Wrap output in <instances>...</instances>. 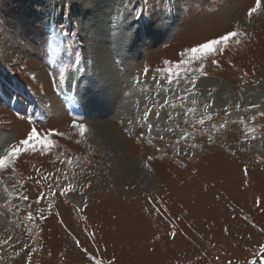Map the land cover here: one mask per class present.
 Here are the masks:
<instances>
[{"label":"rangeland","instance_id":"obj_1","mask_svg":"<svg viewBox=\"0 0 264 264\" xmlns=\"http://www.w3.org/2000/svg\"><path fill=\"white\" fill-rule=\"evenodd\" d=\"M254 4L0 0V155L30 127L71 135L55 138L59 147L51 155L24 154L16 177L0 173L5 182L0 185V240L11 234L18 237L17 250L25 242L37 248L33 264H89L73 236L104 264L109 259L116 264H249L258 259L264 246V211L255 205L257 197L264 201V11L247 19ZM137 7L144 15L134 18L127 10ZM237 24L248 33L245 43L232 46L221 69L207 68L206 77L192 73L197 84L194 93L185 95L191 66L181 61V50ZM55 30L65 35L64 47L56 44ZM173 93L186 99L173 98ZM198 94L215 104L213 110L191 105ZM227 102L225 111L226 106L216 107ZM189 108L196 112L185 116ZM201 116L203 125L196 122ZM73 119L90 129L80 144L69 127ZM174 147L182 149L180 156ZM157 148L167 156L161 159ZM57 152L79 161L74 159L70 168L55 161ZM33 166L45 174L71 176L74 170L75 194L86 198V211L76 212L64 196L35 204L47 188L35 183L39 177ZM16 180L22 189L11 186ZM149 196L161 198L158 206L168 209L164 216L143 211L150 207ZM29 211L36 219L21 224ZM173 223L175 240L168 236ZM92 233L95 240L88 238ZM11 252L0 248L5 256Z\"/></svg>","mask_w":264,"mask_h":264},{"label":"snow or ice","instance_id":"obj_2","mask_svg":"<svg viewBox=\"0 0 264 264\" xmlns=\"http://www.w3.org/2000/svg\"><path fill=\"white\" fill-rule=\"evenodd\" d=\"M151 3V0H149V4ZM130 12V14L135 17H141L144 15V13L137 7L133 8L131 10H127ZM264 11V0H255V4L253 7H251L247 14L246 18L251 19V17L258 13ZM127 19V15L124 17ZM59 35H63L61 32ZM248 36V33L242 29L238 24L232 29L224 32L220 35H214L210 38H206L203 41H196L193 45H190L186 48H183L180 52V59L181 61L191 66L190 70L186 73V79L187 84L189 86L188 91H191L195 89L197 84V78L192 73H198L200 77H206L208 75L207 68L214 67L216 69L222 68V61L224 57L227 55V53L231 50L232 46H241L245 43V38ZM54 51H59V47L54 49ZM79 59V54H77V60ZM165 64H169V61H165ZM228 65L231 67H235V64L232 62L231 59H228L226 61ZM147 69L144 70L142 74H147ZM159 71V70H158ZM61 72V78L63 79V73L65 72V67H62L60 69ZM247 73H245V76ZM155 79V78H154ZM139 82V81H137ZM173 81L169 79V83L171 84ZM178 99L184 100L186 97L178 96ZM196 101L193 100V103ZM72 103H78V100L73 99ZM210 104H205L204 108H210ZM196 109L189 108L187 112L184 113L185 116H187L189 113H195ZM158 115V113H157ZM261 115H264V113H261ZM144 119H147V112L145 113ZM19 119L24 120V116H20ZM208 119H211V116H208ZM198 124L203 125L205 123V120L203 116L197 119L196 121ZM29 124H32L33 122L31 120L28 121ZM71 129H73L74 133L79 137L75 142L76 144H80L83 142L90 131L89 127L84 124L83 122H80L76 119L72 120V123L69 125ZM221 128L224 127V125H220ZM151 126H149V129ZM173 129L169 128L168 131H172ZM212 131H215V125L212 127ZM252 131H255L253 128ZM62 137L65 139H71V135L67 134L63 131H57L55 129L51 128H44L43 130H40L37 127H30V130L26 133L25 137L22 139H19L18 143L12 144L7 148V150L4 152L3 155H0V173L4 172H10L13 177H16V168H17V162L21 159V157L24 154H33V155H51L53 149H58L59 145L57 143V140L55 138ZM181 139H187L185 135H181ZM255 139V137H252ZM160 140H163L164 137H159ZM149 144H152L153 142L150 140L148 141ZM179 144V141H177V145ZM154 146V145H153ZM192 148L196 147V144L191 145ZM157 152L161 153L160 158L163 159L165 156H167V153L162 151V149L157 148ZM175 156H180L182 153V149H179L177 147H174L173 149ZM232 155H235V153H232ZM79 161V157H71L67 156L64 153L57 152V155L55 157V161H58L61 164H65L68 167L73 166V160ZM147 159L149 161H152L156 159L155 156H148ZM54 161V162H55ZM147 166V165H145ZM34 167V171L38 174V179L35 180V183L40 185L42 188H47V193L40 192L37 199L35 200V204L40 205L42 201L48 197H51L52 199L57 198L58 196H64L68 197L70 193H75L77 191L76 184L74 183L76 178V173L73 170L71 173V176L68 172H60L59 174L48 172L45 174L39 167ZM243 175L244 177L249 176V171L247 166L243 169ZM29 180L33 179L31 176L28 177ZM63 181V182H62ZM5 182L3 179H0V185H4ZM19 184V181L16 180L11 186L15 188ZM24 187L23 184H19V189H22ZM81 189L85 187V185L80 186ZM86 187H91V184H87ZM244 187H248V183L244 184ZM19 189L17 190L19 193ZM7 186L4 187L3 191L7 192ZM21 199L27 201L29 197L27 195H23L20 197ZM219 198V197H217ZM160 197H148V203L150 207H146L143 209L145 213H148L149 215H156V216H164L165 213L168 212L167 208L161 209L158 206V201L160 200ZM262 203L264 201L261 200L260 197H257L255 199V205L257 208H260L261 211H264V208L261 207ZM87 201L84 200L82 202L81 206H73L74 210L76 212H84L87 209ZM49 211L53 207L51 200H49V203L47 205ZM29 208H31V205H29ZM17 212H13V215L18 214ZM40 218L44 219V213L41 211L39 213ZM56 215H59V213H56ZM84 218V217H82ZM36 219L34 213L32 211H29L25 214V216L21 219L20 223L23 224L24 221L33 222ZM247 219V217H245ZM62 224L64 223L63 220L60 221ZM253 228L256 227L255 224L252 225ZM67 231V229H66ZM84 231H87V228L84 229ZM260 231L264 232V226H261ZM224 232L227 234L228 229L225 228ZM71 235V233H69ZM178 235V231L175 229V225L173 223V230H171L168 233V236L175 240ZM29 238H31V234H29ZM91 240H95L96 236L95 233L90 234L88 237ZM75 246L77 248H80L82 252L85 253V255L88 256L89 264H104V261L97 259L95 256L88 253V250L83 248L81 241L76 238L75 236L72 237ZM157 240L160 239L159 236L156 237ZM18 240V237H13L11 234L5 236L3 240H0V248H11L12 252L9 253L7 256H5L4 253H0V264H3L5 260L11 261V264H16V260L13 259V257L19 259V264H33V255L37 251V248H33L31 245H28L25 243H20L19 248L17 250L16 241ZM51 255V253H49ZM216 260L219 261L220 257L217 256ZM107 264H116V261L114 259H109L107 261ZM228 264H232L231 260L228 261ZM249 264H264V246H261L259 249V256L258 259L254 258L251 261H249Z\"/></svg>","mask_w":264,"mask_h":264},{"label":"bare ground","instance_id":"obj_3","mask_svg":"<svg viewBox=\"0 0 264 264\" xmlns=\"http://www.w3.org/2000/svg\"><path fill=\"white\" fill-rule=\"evenodd\" d=\"M189 88V87H188ZM187 88V89H188ZM196 91V90H195ZM190 93H194V90H191V91H189L188 93H185V95H188V94H190ZM172 95V97L173 98H175V97H177V94H175V93H173V94H171ZM171 97V98H172ZM196 102L195 103H197V105H198V108H203V109H205L204 108V105L205 104H210L211 105V107L210 108H207L206 110H208V109H212L213 110V108H214V106H215V104L212 102V101H210V100H205V99H203V97L200 95V94H198V95H196L195 96V99H194ZM252 100L253 99H251L249 102H247V103H251L252 102ZM259 100V99H258ZM261 101H263L264 102V99H260ZM225 101V100H224ZM228 104V102L226 103V104H224V105H218V106H216V107H224V106H226ZM191 105H194V103L193 104H191ZM238 107H244V106H242V105H240V103L239 102H237V104H236ZM228 106V105H227ZM227 106L226 107H224V109H223V111H225V109L227 108ZM189 107V106H188ZM229 107V106H228ZM159 124H161V123H159ZM158 125V124H157ZM159 126V125H158ZM157 129H158V127H157ZM163 131V130H162ZM67 199H68V201L70 202V203H72V204H74V205H76V206H81L82 205V202L84 201V200H86V198L85 197H82L81 195H79V194H75V193H71V194H69V196L67 197Z\"/></svg>","mask_w":264,"mask_h":264},{"label":"trees","instance_id":"obj_4","mask_svg":"<svg viewBox=\"0 0 264 264\" xmlns=\"http://www.w3.org/2000/svg\"><path fill=\"white\" fill-rule=\"evenodd\" d=\"M55 15H57L56 13H55ZM51 21V20H50ZM52 22L53 23H51V26L53 27V25H54V22H55V16H53V20H52ZM55 33H56V37H55V40H56V44L59 46V47H64V37H65V35H59L60 33H61V31H57V30H55L54 31ZM4 75V74H3ZM0 76H1V78H2V74H0ZM4 81H6L5 79H4ZM0 87H2V81L0 80Z\"/></svg>","mask_w":264,"mask_h":264}]
</instances>
